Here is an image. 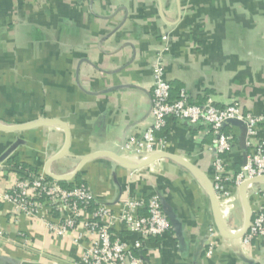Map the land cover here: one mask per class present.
I'll list each match as a JSON object with an SVG mask.
<instances>
[{"label": "crops", "instance_id": "obj_1", "mask_svg": "<svg viewBox=\"0 0 264 264\" xmlns=\"http://www.w3.org/2000/svg\"><path fill=\"white\" fill-rule=\"evenodd\" d=\"M159 54L172 99L185 90L197 104L239 102L244 113L264 116V0H0V122L62 121L71 141L69 156L51 167L58 175L71 174L90 154L123 156L127 139L151 125ZM225 132L234 141L225 168L234 175L252 149L242 123H229ZM160 136L165 152L213 182L212 136L205 126L172 119ZM257 139L264 143V123ZM64 143L58 127L0 131V195L16 181L17 162L45 174ZM65 183L86 186L116 214L130 199L159 198L179 231L170 224L169 234L151 238L145 264H264V240L244 246L221 236L203 184L169 159L128 170L101 157ZM248 200L252 213L264 207V183L249 187ZM219 202L229 230L239 232L245 211L238 188ZM72 239L52 238L42 219L16 216L0 201V264H78L88 242Z\"/></svg>", "mask_w": 264, "mask_h": 264}, {"label": "built area", "instance_id": "obj_2", "mask_svg": "<svg viewBox=\"0 0 264 264\" xmlns=\"http://www.w3.org/2000/svg\"><path fill=\"white\" fill-rule=\"evenodd\" d=\"M167 37L164 38L167 41ZM159 54L153 65L154 88L152 92L151 125L139 136L130 137L124 145V158L139 162L157 152H165L166 142L160 136L170 120L189 124L192 127L205 126L212 136L210 149L214 153V190L219 200L231 196L232 187L264 176V143L258 138L259 126L264 116L244 113L239 102L218 108L212 100L197 104L190 100L185 90L177 99H172V87L166 79V72ZM236 120L246 128L247 147L252 152L237 174L230 175L225 168V156L234 147L231 135L225 132L226 125ZM14 168V167H12ZM16 181L9 190L0 195V201L12 206V213L30 219H42L44 227L54 239L73 237L74 243L86 240L78 264H145L143 252L151 238L164 237L172 227L159 198L130 199L122 206L120 214L104 204H99L92 192L84 185L64 187L39 174L14 168ZM55 216L54 220L49 219ZM45 216V217H43ZM122 227V234L118 231ZM80 233L78 236L75 233ZM237 233V232H233ZM210 230V236L216 235ZM129 237H135L129 243ZM256 239L264 240V207L253 213L251 226L241 239L249 246ZM214 246L209 245L207 256H212Z\"/></svg>", "mask_w": 264, "mask_h": 264}, {"label": "water", "instance_id": "obj_3", "mask_svg": "<svg viewBox=\"0 0 264 264\" xmlns=\"http://www.w3.org/2000/svg\"><path fill=\"white\" fill-rule=\"evenodd\" d=\"M233 122H238V121L233 120V121H230L229 123H233ZM49 127L61 128L65 133V143H64L62 150L59 153H57L56 155H54L53 157H51L45 165V175L48 178H50V179H52L58 183L69 182L70 180L75 178L83 170V168L86 165H88L93 160L101 158V157L109 158V159L113 160L114 162H116L117 164H119L120 166H122L123 168L128 169V170H139V169L147 167V166H149L155 162H158L160 160L169 159V160L179 164L180 166H182L184 169H186L188 172H190L193 176H195L203 184V186L205 187V189L209 195L210 201H211L212 211H213V216H214V222H215L216 228H217V230L221 236H223L224 238H227V239H242L247 234V232L251 226L252 217H253V213H252L250 203L248 200V189H249V187H251L253 185L264 183V176L259 177V178H255L253 180L246 181L239 186L238 191H239L241 202H242V205H243L244 211H245V220H244V224H243L242 229L237 233H233L229 230L227 223L225 222L224 217L222 215V211L220 208V202H219V199L215 193L214 184H213L212 180L206 174H204L198 167H196L194 164H192L191 162H189L188 160H186L180 156L169 154L167 152H157L155 154L147 156L146 158H144L143 160H140L139 162H132L130 160H127L123 156H118L114 153L97 152V153L90 154V155L82 158V160L78 164L77 168L71 174L58 175V174H55L52 172L51 167L55 162L69 156L70 141H71L70 132H69L67 126L62 121L56 120V119L45 118V119L37 120L35 122L13 125V126H8V125H5L2 122H0V131L1 132H10V133H12V132H28V131L36 130L39 128H49ZM245 161H246V159H245ZM165 214L167 215V218L169 219L170 224L172 225L173 229L176 232H178L179 227L174 222L172 215L166 210H165Z\"/></svg>", "mask_w": 264, "mask_h": 264}, {"label": "trees", "instance_id": "obj_4", "mask_svg": "<svg viewBox=\"0 0 264 264\" xmlns=\"http://www.w3.org/2000/svg\"><path fill=\"white\" fill-rule=\"evenodd\" d=\"M16 166L17 167H21V168H23L24 170H27V167L25 166V165H19V163L17 162L16 163ZM62 186H64V187H67V188H69V187H73L72 185H70V184H68V183H60Z\"/></svg>", "mask_w": 264, "mask_h": 264}]
</instances>
